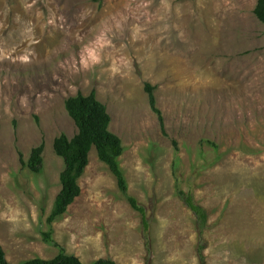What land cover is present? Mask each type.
I'll list each match as a JSON object with an SVG mask.
<instances>
[{
  "label": "rangeland",
  "instance_id": "1",
  "mask_svg": "<svg viewBox=\"0 0 264 264\" xmlns=\"http://www.w3.org/2000/svg\"><path fill=\"white\" fill-rule=\"evenodd\" d=\"M258 0H0V245L10 264L61 253L83 264H264V24ZM157 87L166 133L146 85ZM97 92L125 147L122 197L96 150L82 195L44 240L78 128L71 97ZM174 142L177 143L178 149ZM214 143L218 149L211 146ZM45 144L40 174L25 167ZM210 214L203 235L177 194ZM205 242V243H204Z\"/></svg>",
  "mask_w": 264,
  "mask_h": 264
},
{
  "label": "trees",
  "instance_id": "2",
  "mask_svg": "<svg viewBox=\"0 0 264 264\" xmlns=\"http://www.w3.org/2000/svg\"><path fill=\"white\" fill-rule=\"evenodd\" d=\"M254 13L256 18L264 24V0H258ZM145 90L149 97L151 110L158 116L162 130L166 133L165 118L158 106L156 97L157 87L147 84ZM66 110L75 122L78 133L73 138H69L67 135L62 134L54 141V151L56 155L63 160L64 170L60 175L62 188L55 200L53 210L47 221L50 231L44 233V240L47 243L60 247L52 237L54 232L53 224L59 221L76 200L81 197L82 188L80 180L89 167L91 152L96 150L100 161L109 167L111 173L116 178L122 197L140 214L144 236L149 248L148 233L151 220L148 216L147 208L129 193L128 180L120 163V158L125 152V147L122 139L111 131L112 117L107 106L98 99L97 92L94 90L88 96L80 93L76 97L69 98L66 101ZM208 143L215 149H218L214 143ZM174 145L178 149L176 142H174ZM44 152L45 144L43 143L32 150L28 162H25L23 157H21L23 165L29 168L31 172L40 174L45 166ZM174 176L177 181L176 188L178 197L184 205L194 213L196 217V227L200 234L203 235L209 227L210 214L196 201L191 189L184 190L182 188V176L178 172L177 161L174 164ZM205 248L206 244L199 249V255L203 264L205 263V258L203 256V250H205ZM61 250V253L52 260L35 258L21 264H83L79 258L66 254L65 250L62 248ZM0 264H10L6 252L1 245ZM96 264L115 263L109 260H100Z\"/></svg>",
  "mask_w": 264,
  "mask_h": 264
}]
</instances>
